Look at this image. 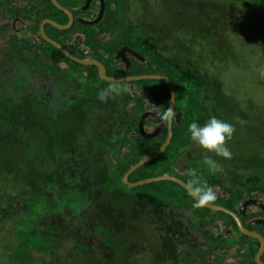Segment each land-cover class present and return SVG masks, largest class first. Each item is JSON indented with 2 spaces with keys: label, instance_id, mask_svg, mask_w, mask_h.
<instances>
[{
  "label": "trees",
  "instance_id": "16d2710c",
  "mask_svg": "<svg viewBox=\"0 0 264 264\" xmlns=\"http://www.w3.org/2000/svg\"><path fill=\"white\" fill-rule=\"evenodd\" d=\"M224 1L231 3L233 7L240 5L246 11L253 9L264 16V0ZM110 3L114 4V10L110 9ZM117 5L114 0H105V15L101 27L104 38L91 40L88 37L89 34L98 29L99 25L88 30L90 33L85 39L86 42H83V49L79 52L85 55L84 47H87L90 53L85 56L89 58L86 59L81 55L73 56L62 45L65 40L67 41L64 38L65 34L59 37L52 36L51 40L60 44L72 57L80 60L97 61L103 66L105 74L109 78L116 75L123 76L124 74L132 77L162 76L167 78L175 93L174 109L177 113L178 123H175V121L172 123V137L164 152L152 162L129 175L127 181L136 183L154 178V176L147 174L146 167L149 166L147 170H150L153 165H156L164 168L165 173L162 176L177 178L186 185L190 178L186 174V170L193 169L189 163L192 157L191 148H189L191 139L188 127L192 122H197L203 126L209 116L204 108L206 102L202 98L206 84L205 78L192 62L187 61L178 64L163 57L150 38H136L138 42L129 45L124 42L121 43V41L116 42L114 38L106 40V37L109 36V31L106 30L110 27V20L116 13L120 12ZM218 15L221 16L222 28L225 31L226 26L232 27L234 19H238V16L232 15L226 9ZM46 29L55 32L50 27H46ZM85 33L87 34V32ZM3 45L5 48H0V88L8 94V97L12 95L24 96L26 93L38 97L36 99L37 105L35 103L34 108L33 105L27 104L28 100L23 101L18 108L13 106L10 108V104L5 103L9 105V108L4 107V110L12 113H3L4 115L0 113L1 118L4 117L2 128L6 133L3 135V140H13L10 138L15 133H12L11 128L16 124L18 125L21 113L23 126L27 124L30 130L27 129L31 133L33 124L38 120L35 118L34 112L43 113L49 105L51 110L58 109L57 102L53 104V101L48 99V96L55 93V91H59L66 99L76 98L82 103H96V107L105 104L99 100L98 93L100 90L107 88L109 84L99 80L96 68L74 64L40 38H38L37 45H35L40 52L28 53V50L23 52L21 45H18L17 49L15 48L16 51L12 50L10 40L6 39ZM95 45L98 46L95 47ZM123 46L135 51L141 57V61L127 56L128 64L125 65L116 55L118 49ZM96 80L101 82V86L96 84ZM147 82L149 81L131 83L139 86L135 88L139 94L123 93L115 100L108 101L112 106V113L105 119V132L107 134L104 135L101 145L93 153L80 155L82 158L79 161L70 159L78 150L76 144L72 147L65 145L69 138L66 135L68 129L60 136L64 143L61 139L54 141L57 144V150L52 147L53 136L49 131L41 135V140L43 136L45 137V140L42 141L45 143L46 150L47 146H51L49 153L57 154L56 157L60 160L65 155L70 156L71 162L68 161L67 165L60 162V167L55 174L57 182H69L71 186L76 188L78 186L79 191L77 190L76 193H80L82 187H87V185L89 187V184L95 181H100L99 189L102 187L101 184L111 186L110 183L119 181L131 167L158 151L166 139V126L164 125L157 137L143 140L138 134L137 124L140 116L144 113L153 115V117L149 116L144 121V131L146 133H151V130L157 125L164 124L160 119V115L168 107L169 93L163 83L155 82L160 86L156 90L155 85L152 86ZM147 99H151V101ZM54 105L56 106L54 107ZM100 111H103V109ZM24 112L25 114H23ZM46 112L44 118L49 119L51 112H48V114ZM5 116L12 118L5 119ZM71 117L81 119L83 114L73 113ZM78 126L82 129L81 123ZM52 127H55V124ZM34 137V139L38 138L37 135ZM188 152L190 158L186 156ZM46 154L48 155V151ZM110 178V182L107 183L106 181ZM206 182L214 189L217 185L219 187L223 186L224 183L226 186L229 185L230 187H225L223 192L233 195H226L223 198L226 202L223 208L235 213L246 231L259 234L264 238V226L254 223V221L264 219V214L259 210L252 213L249 211L252 206H249L245 209L244 216L241 217L238 210L241 204L247 200H255L263 204L258 196L264 198V183L259 177L250 176L244 178L243 181H233L234 184H230L224 177L207 179ZM164 183L170 185L167 192L169 194L166 192V194H146L141 191L129 196L132 204H135L136 212L142 216L141 218H145L148 223L151 224L152 216L166 217L165 213L169 212L171 218L176 220L183 228L182 232L175 235L170 232H166V236L162 235L163 237L161 236L162 239H159V245H157L159 247L158 252L155 251L154 258L149 257L150 260H146L145 264H254V255L259 248L257 241L240 235L234 222L224 214L211 213L200 208L205 213L220 215L223 219L221 221L213 216L203 215L197 208H190L189 204L183 201V198L194 204L195 202L176 184L165 181L156 184L162 185ZM82 184L83 186H81ZM111 190L109 189V191ZM177 190L183 194H178ZM24 207L26 208V205ZM113 212H115V209ZM71 213L68 212L67 216H72ZM89 214V212L80 214L79 218L83 217L82 220H76L73 222L74 224L70 222L67 224L60 216L53 215L38 219V221L32 219L28 222L29 219H27L18 222L15 225L17 227L15 228L16 247L9 252L10 255L6 260L7 264H136L139 263L142 253L145 254L144 249L146 247L148 251L152 249L148 246V241H146L148 244L145 245L146 237L144 235L140 234V239L133 243L127 240L129 235H124V223L121 224L117 220L122 219L125 215L122 210L117 211L113 219L107 221L104 220L100 212L95 217H91ZM76 215L77 213L74 218H77ZM43 221L46 222L40 226ZM245 221L251 224H244ZM211 226L221 231H230L232 234L230 236L219 232L214 234L210 230ZM259 228L261 229L259 230ZM89 238H95L96 246L102 248L101 253L99 250L98 255H95V250H93L91 243L87 241ZM229 240L231 243H228ZM57 241L61 243V246L64 241L67 245L70 242L71 247L67 250L64 249V254L58 255L56 250L60 246ZM34 255L38 256L36 260ZM43 257H47L48 260H43ZM261 263L264 264V254L261 257Z\"/></svg>",
  "mask_w": 264,
  "mask_h": 264
},
{
  "label": "rangeland",
  "instance_id": "374dc122",
  "mask_svg": "<svg viewBox=\"0 0 264 264\" xmlns=\"http://www.w3.org/2000/svg\"><path fill=\"white\" fill-rule=\"evenodd\" d=\"M114 1L117 2V9L120 12L110 20V27L106 30L109 31V33L107 32L109 36L106 37V40L114 38L116 42L121 41V43L129 45L137 43L136 38H150L163 57L178 64L192 62L205 78L206 84L202 98L206 102L204 108L209 115L208 119L215 116L235 126L236 131L233 138L228 142L232 158L224 159L211 153L207 154L221 165L223 172L211 174L208 166L204 163L205 153L192 141L189 146L192 157L189 162L191 167L204 181L224 177L232 184L233 181H243L244 178L256 176L264 183V78L260 76L259 72V69L264 68V16L253 9L246 11L240 5L233 7L231 3L224 0ZM125 5L127 7L124 8ZM5 8L8 10L7 7ZM224 9L232 15L238 16L237 20L234 19L232 27L226 26V31L223 30V21L218 15ZM11 10L12 8L9 7V15ZM78 29V33H90L88 31L90 28L86 29L80 26ZM72 32L68 42L61 44L73 56L81 55L86 59L89 58L85 56L90 53L87 47H84L85 55L80 54L79 41H75V37L78 35H75L73 30ZM67 33L71 32L47 31L50 37H59ZM92 34H89L88 37L95 40ZM4 40L0 38V46H2L0 48L2 49L5 48ZM84 42H86L85 39ZM10 46L12 50L16 51L17 44L13 39L10 40ZM97 46L95 45V47ZM122 48L127 47L123 46L118 49L117 56ZM29 50L37 51L39 48L30 46ZM125 67L127 68V66ZM125 75H116L112 78L132 77ZM96 82L98 86H101L102 81L96 80ZM156 83L155 81L147 82L152 86L155 85V89L158 90L160 86ZM121 85L129 88L127 93L139 94L135 89L139 87L138 85L127 83H121ZM7 95L0 88V113L2 115H4L3 113H12L4 110V107L9 108V105L5 104L7 102L10 104V108L12 106L18 108L25 100H28L27 104L33 105V108L35 103L37 105L38 97L28 93L25 94L26 96L19 97L16 95L8 97ZM48 99L52 100L53 104L57 102L58 109L54 108L52 111L49 105L43 113L34 112L35 118L38 120L33 124L31 133L28 131L27 124L23 126L21 113L18 125L11 128L12 133H15V136L10 138L13 140H3V135L6 133L2 128L4 117L0 116V264H7L9 252L16 247L15 228L17 227L15 225L22 220L29 219L28 222H30L34 219L38 221V219L53 215L60 216L67 224L69 222L74 224V221L82 220L83 217L79 218V215L84 212H89L91 217H95L100 212L104 220L107 221L113 219L119 210L125 214L122 219L117 220L121 224L124 223V235H129L127 240L133 243L140 239L141 234L146 237L145 242H149V244L146 242L145 245L148 244L152 248L148 251L146 247L145 254L142 253L139 263H136L145 264L146 260L154 258L155 251L158 252L157 245H159L158 241L162 239V235L166 236V232L175 235L182 232L183 228L171 218L169 212L165 213L166 217L152 216L151 224L148 223L136 212L135 204H132L129 196L141 191L146 194H166L170 185L153 183L131 189L123 184L121 178L119 181L110 183L111 186L101 184V189L98 188L100 181L91 182L89 187L88 185L84 186L80 193H76L77 190L79 191L78 186L76 188L69 182H57L55 174L60 167V162L67 165L68 161H79L82 158L80 155L93 153L101 145L104 135L107 134L105 119L111 115L112 106L109 102L96 107V103H82L76 98L66 99L59 91L51 93ZM147 100L151 101V99ZM99 107L103 111H100ZM46 111L51 112L49 119L44 118ZM48 112L46 113L48 114ZM73 113L79 115L81 113L83 117L74 119L71 117ZM28 116L30 115L28 114ZM8 118L12 117L5 116V119ZM80 123L82 129L78 126ZM53 124L55 127H52ZM48 131L53 136L52 147L55 150L58 148L54 141L61 139L64 143L60 136L66 131L69 138L65 145L72 147L76 144V149H78L72 155L73 157L65 155L60 160L56 157L57 154L49 153L51 146H47L46 150L43 142L45 137H42V141L41 135ZM35 135L38 138L34 139ZM186 156L190 158V153H186ZM152 167L150 170H147L149 166L146 167V171L154 178L161 177L165 173L163 167L159 166V168L156 165ZM110 180L111 178L106 182L109 183ZM225 187L229 188L230 186H226L224 183L223 186L215 187L218 198L212 206L223 208L226 205L223 198L226 195H233L225 194L223 192ZM109 189L112 190L109 191ZM178 194L183 193L178 191ZM258 197L264 203V198ZM183 201L188 203L190 208H197L190 200L183 198ZM114 209L115 212H113ZM197 210L203 215L213 216L215 219L223 221L220 215L210 214L209 210H206L209 211L206 213L200 208ZM249 211L254 213L256 209L251 207ZM68 212H72L71 218L67 216ZM76 213L77 218H74ZM44 222L46 221L40 223V226ZM210 230L214 234L218 232L226 234L225 231L213 226ZM87 241L91 243L95 255L99 254V250L101 253L102 248L96 246L95 238H89ZM229 242L231 243L230 240ZM57 244L60 246L56 250L58 255L64 254V249L67 250L71 247L70 242L67 245L64 241L61 246V243L57 241ZM37 258L38 256L34 255V259ZM42 259L48 260L47 257Z\"/></svg>",
  "mask_w": 264,
  "mask_h": 264
},
{
  "label": "flooded vegetation",
  "instance_id": "af4514ba",
  "mask_svg": "<svg viewBox=\"0 0 264 264\" xmlns=\"http://www.w3.org/2000/svg\"><path fill=\"white\" fill-rule=\"evenodd\" d=\"M102 2L103 12L98 22L94 23L96 22L99 16L100 0H55V3L59 7L67 11L72 18L71 26L67 30L71 33H67L66 35H64V38L67 39V41L65 40L64 43L68 42V40L71 38L73 30L75 32V35H78L77 37H75V41L78 40L79 47L83 49V42L84 39L87 38L88 34L85 33L86 35H83L81 33H78L77 31H79V29L77 28V26H83L85 28L94 29V27L99 25L98 29L94 30L95 32H93L94 34L92 35V37H95L96 40L104 38V32L101 27L105 15V0H102ZM0 4H2V6L4 5V9L2 8V6H0V38L6 40L13 39L14 42L17 44V48L18 45H21L22 49L24 50L23 52H26L27 50L28 53L36 52L35 50H29V47L37 45V40L38 38H40V35L38 33V26L42 20H49L63 26L68 23L67 15L64 12L58 10L52 4L51 0H0ZM8 6L12 8V10L10 11V15ZM109 6L111 7V10H114V4L110 3ZM5 7H7L8 10ZM82 23L93 24L86 26ZM46 27L50 26L44 25V33L46 37L51 40L52 37L47 34V31L49 30H47ZM37 51L39 52V50ZM127 56L128 55H126V57ZM252 207L264 214V212L261 211L259 208L255 206ZM244 224L249 225L251 223L245 221ZM225 233L227 236H230L232 234L230 231H225Z\"/></svg>",
  "mask_w": 264,
  "mask_h": 264
},
{
  "label": "water",
  "instance_id": "95a60500",
  "mask_svg": "<svg viewBox=\"0 0 264 264\" xmlns=\"http://www.w3.org/2000/svg\"><path fill=\"white\" fill-rule=\"evenodd\" d=\"M51 2L58 10L64 12L67 15L68 23L63 26V25L56 24V23H54L52 21H49V20H42L40 22L39 26H38V33H39L40 38L42 39V41L44 43H46L47 45H49L52 48L56 49L66 59H68L69 61L73 62L74 64H77V65L82 66V67H94V68H96L97 71H98L99 80L104 82V83L110 84L113 81L120 82V83H127V84L136 83V82H140V81L161 82V83H163L165 85V87L167 88L168 93H169L168 107L172 106L174 108V101H172V96H173L174 91H173L172 86L168 82L167 78L162 77V76H133V77H125V78H121V79L109 78V77L106 76L103 66L100 63H98L97 61H94V60H80V59H77L75 57H72L60 45H58L54 41L48 39L46 37L45 33H44V25H48L51 28L55 29L56 31L65 32V31H67L70 28L71 23H72V18L70 16V14L67 11H65L64 9H62L61 7H59L55 3V0H51ZM102 12H103V2H102V0H100L99 16H98V19L96 20V22H94V23L98 22V20L101 17ZM82 24L87 26V25H91L93 23H89V24L88 23H82ZM118 55L119 56H117V57L125 64H128L126 55L141 61V57L138 54H136L134 51H131V50L127 49V48H122V50L118 53ZM149 116L153 117V115L150 114V113L142 114L140 116L138 124H137L138 134L143 140H150V139H153V138L157 137L159 135V133L162 131V129L164 128V124L161 123V124L157 125L153 129V132L146 133L144 131V121ZM175 123H178L177 117L175 119ZM171 127H172V124L169 125V126H166V139H165V142L163 143V145L158 149V151L155 154H153L152 156L141 160L136 165L131 167L123 175L122 182L128 188H131V189L132 188H136V187H140V186H143V185L151 184V183L164 182V181L165 182H172V183L176 184L177 186H179L180 188H182L186 192V194H188V196L195 202L193 197L188 193V191L186 189V185L182 181H180V180H178L177 178H174V177L161 176V177H157V178H152V179H148V180L139 181V182H136V183H133V184H129L128 181H127L129 175H131L133 172H135L140 167L152 162L153 160L158 158L164 152L165 148L169 145L171 137H172V132H171L172 129H171ZM249 206H255V207L259 208L261 211L264 212V205L263 204H261L258 201H255V200H248V201L244 202L240 206L239 215L241 217L244 216L245 209L247 207H249ZM204 209L209 210L211 212L222 213V214L228 216L234 222L236 230H237V232L240 235H242V236H244V237H246L248 239L257 241L259 243V249L257 250L256 254L254 255L253 261H254V264H262L261 263V257L264 254V238L261 235L253 233V232L246 231L242 227L239 217L235 213H233L231 211H228V210H226V209H224L222 207H217V206H212V205L204 207ZM254 223L264 226V220H262V221H260V220L259 221H254Z\"/></svg>",
  "mask_w": 264,
  "mask_h": 264
},
{
  "label": "clouds",
  "instance_id": "9594fccd",
  "mask_svg": "<svg viewBox=\"0 0 264 264\" xmlns=\"http://www.w3.org/2000/svg\"><path fill=\"white\" fill-rule=\"evenodd\" d=\"M259 72L260 76L264 78V68L259 69ZM128 91L129 88L127 86H122L120 82L113 81L107 88L100 90L98 98L102 103H107L109 100H115L118 96ZM174 100L175 93L172 96V101ZM176 115L175 109L169 106L160 115V119L165 126H169L175 121ZM235 131L236 129L233 124L218 119L215 116L208 119L203 126L197 122L190 123L188 127L190 139L205 153L204 163L208 166L211 174L223 172V168L207 154L211 153L217 157L231 159L232 153L228 147V142L232 140ZM186 174L190 177L186 183V189L195 200L194 207L204 208L214 204L218 198L216 190L206 181H202L195 169L186 170Z\"/></svg>",
  "mask_w": 264,
  "mask_h": 264
}]
</instances>
